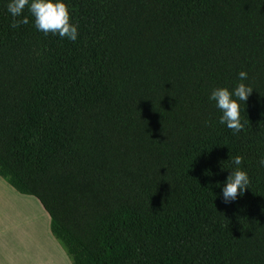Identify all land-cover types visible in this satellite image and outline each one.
<instances>
[{
  "label": "trees",
  "instance_id": "1",
  "mask_svg": "<svg viewBox=\"0 0 264 264\" xmlns=\"http://www.w3.org/2000/svg\"><path fill=\"white\" fill-rule=\"evenodd\" d=\"M0 0V176L72 264H264V0H64L76 41ZM248 73L244 128L209 101ZM250 178L218 194L233 156ZM221 166L225 170H221Z\"/></svg>",
  "mask_w": 264,
  "mask_h": 264
},
{
  "label": "clouds",
  "instance_id": "2",
  "mask_svg": "<svg viewBox=\"0 0 264 264\" xmlns=\"http://www.w3.org/2000/svg\"><path fill=\"white\" fill-rule=\"evenodd\" d=\"M27 6L28 12L33 17V23L37 31L48 35H58L60 38H67L76 41L78 37V26L69 22V11L64 0H8L6 11L13 18L11 27L15 28L21 24H27L28 18L22 13ZM237 81L231 89L227 86L214 87L209 96V101L213 102L220 115L218 122L220 125L231 129L233 134L243 130L244 123L241 119V103L246 105L248 97L254 88L246 83L248 73L241 70L237 73ZM243 158L239 155L233 156L229 162L230 170L223 183L217 182L221 189L218 194L222 197V202L229 204L237 199L238 194L243 196L246 189H249L250 178L248 173L241 168ZM258 165L264 168V155L258 160ZM221 170H225L221 166Z\"/></svg>",
  "mask_w": 264,
  "mask_h": 264
},
{
  "label": "crops",
  "instance_id": "3",
  "mask_svg": "<svg viewBox=\"0 0 264 264\" xmlns=\"http://www.w3.org/2000/svg\"><path fill=\"white\" fill-rule=\"evenodd\" d=\"M0 264H72L37 198L0 176Z\"/></svg>",
  "mask_w": 264,
  "mask_h": 264
}]
</instances>
